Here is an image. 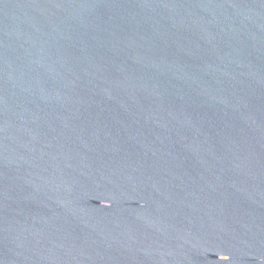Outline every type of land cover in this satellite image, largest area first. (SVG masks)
Instances as JSON below:
<instances>
[{
  "label": "water",
  "instance_id": "water-1",
  "mask_svg": "<svg viewBox=\"0 0 264 264\" xmlns=\"http://www.w3.org/2000/svg\"><path fill=\"white\" fill-rule=\"evenodd\" d=\"M0 264H264V0H0Z\"/></svg>",
  "mask_w": 264,
  "mask_h": 264
}]
</instances>
